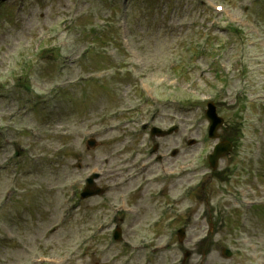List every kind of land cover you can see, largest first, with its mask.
Segmentation results:
<instances>
[{"label": "rangeland", "instance_id": "obj_1", "mask_svg": "<svg viewBox=\"0 0 264 264\" xmlns=\"http://www.w3.org/2000/svg\"><path fill=\"white\" fill-rule=\"evenodd\" d=\"M119 1L16 0V7L14 3L2 5L0 0V83L8 84L7 88H0V202L6 200L7 194H13L10 204L0 206V264H36L35 259L40 256L54 258L57 264H77L78 240L80 243L85 236L91 238L99 234L97 227L104 226L103 223L107 224L104 227L107 233L120 226L127 236L125 242L137 246L140 235L150 231L148 222L162 218L167 207L163 204L167 200L173 204L170 211L175 217L180 213V218L190 223L187 250L200 253L211 246L213 252L208 264L237 261L223 258L225 246L247 252L253 241V254L264 253V208L253 213L240 212L241 217L253 218L248 235L241 238L216 225L211 241L204 248L196 246L197 240L207 235L208 228L201 220L206 217L208 208L207 214L213 212L218 218V205L230 207L234 202L228 201L226 185L218 181H211L203 191L199 189L187 195L190 187L195 188L210 173L204 158L214 144L203 142L207 123L203 117V100L207 96L216 99L222 87H207L206 82L217 80L209 71L212 60L208 57L202 55L191 67H178L180 62H188L191 55L188 47L196 44L197 49V44L202 45L207 39L202 30L204 20H201L206 4L210 8L225 4L226 13L221 16L224 26L229 23L241 30L234 35L227 29L217 31L220 43L227 47L221 52L222 62H235L242 52L246 58L253 59V75L247 77L253 81V92L248 98L253 100V105H248L253 110L244 111L247 122L253 123V156L247 151L249 144L243 142L232 161L221 164L220 168L237 165L239 170L233 176L244 178L253 158V173L259 176L257 183L253 181L256 185L253 201H263L264 135L260 136L261 131L257 133V129H264V124L261 126L264 123V0L195 3L198 10L194 16L189 14L190 4L185 9H179V3L170 5L172 9L167 12L166 3L160 0H129L125 5H120ZM112 6L119 8L114 11ZM123 9L129 15L122 12ZM96 13L107 19L116 17L128 38L127 41L123 34L126 42L122 48L116 46L117 30L106 31L107 27H101ZM76 16L81 19L69 25L67 33L74 34L75 28L79 31L88 27L89 35H82L80 44L70 39L60 52L58 44L52 42L63 30L64 20ZM197 18L200 20L193 21ZM216 18L212 15V19ZM195 24L199 27H194ZM55 31L58 32L50 36ZM64 38L65 35L60 38L61 43ZM89 41L95 44L88 47V51L99 50L82 63H76ZM104 46L108 49L103 51ZM243 48L248 50L243 51ZM209 49L207 47L206 54ZM172 65L174 71L184 68L189 71L187 80L171 72ZM102 69L109 72L98 74L90 81L92 72ZM126 75L129 78L123 79ZM168 76L177 83L166 84L164 80ZM242 85L238 78L231 79L228 83L230 98L218 96L220 109L228 116L225 107L236 106L237 99L231 96ZM246 86L249 90V83ZM147 91L157 97V106L149 101ZM157 112L154 125L162 128L178 125L180 131L158 141L167 149L162 151L167 158L152 168L145 160L152 144L147 142V133L140 131V124L150 122ZM124 122L138 126L123 128ZM93 136L99 147L88 152L86 141ZM190 140L195 144L189 146ZM173 150L178 152L174 158L170 156ZM79 163L83 164L82 170L76 169ZM141 164H146L145 171L141 170ZM180 166L185 169L180 170ZM92 168L104 173L97 185L105 194L85 201L76 209L78 201L72 196L74 186L78 181L83 185ZM151 172L161 178L170 176L171 181L150 186L146 179L153 178ZM127 178L133 180L128 193L124 185ZM80 186L77 185V189ZM129 198L138 205L133 208L137 215L117 214L125 202L129 204ZM230 214L233 217L232 211ZM165 216L175 218L169 212ZM62 217L66 218L64 223L60 222ZM163 225L164 221L159 222L149 237L158 234L156 231L166 234L167 230L161 228ZM170 228L176 230L180 226ZM87 242L90 249L83 264H139L142 260L141 251L134 250L129 256L131 249H127L121 255L125 249L120 245L106 252L103 239L91 238ZM177 244L172 243L164 256L171 260L182 257L184 249L180 251ZM113 257L115 261L111 262Z\"/></svg>", "mask_w": 264, "mask_h": 264}, {"label": "water", "instance_id": "obj_2", "mask_svg": "<svg viewBox=\"0 0 264 264\" xmlns=\"http://www.w3.org/2000/svg\"><path fill=\"white\" fill-rule=\"evenodd\" d=\"M215 157H218V156H215Z\"/></svg>", "mask_w": 264, "mask_h": 264}]
</instances>
